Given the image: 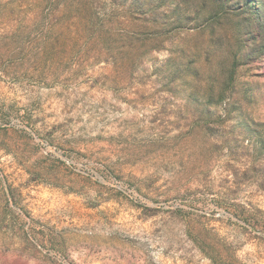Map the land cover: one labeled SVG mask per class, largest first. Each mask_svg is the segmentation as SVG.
I'll return each instance as SVG.
<instances>
[{
	"label": "rangeland",
	"instance_id": "374dc122",
	"mask_svg": "<svg viewBox=\"0 0 264 264\" xmlns=\"http://www.w3.org/2000/svg\"><path fill=\"white\" fill-rule=\"evenodd\" d=\"M40 17L74 25L52 53ZM85 17L142 37L95 42ZM211 245L264 264V0H0V264Z\"/></svg>",
	"mask_w": 264,
	"mask_h": 264
},
{
	"label": "trees",
	"instance_id": "16d2710c",
	"mask_svg": "<svg viewBox=\"0 0 264 264\" xmlns=\"http://www.w3.org/2000/svg\"><path fill=\"white\" fill-rule=\"evenodd\" d=\"M51 2H55V0H49V3ZM109 18H107V22H104L102 21V19H98L97 17H95L94 21L92 22H89L88 20H86V17L85 19L82 18L78 22V26H80L79 33L83 32V34L85 33V35L88 34L89 36H91L93 40H95V42L103 41L104 43L106 42L112 43V42L117 41V43L121 45L120 47L126 48L127 52L133 51L135 47L134 42L139 41L140 40L139 37H142V36H140L138 31H131V32L121 31L120 33H116L118 37L112 40L111 37H112V34L114 33L111 30L112 28L109 27V25L110 26L114 25L115 21L111 20L112 18L111 19ZM139 18L140 17H134L133 19H139ZM59 20L61 21L59 17H40L39 18V22L42 25V29L45 27L46 37H49L53 40L51 47L48 49V51H47V48H44V53L45 51L47 54L52 53L53 47H61V45H64L66 42L65 40L67 39L66 32H68L69 34L73 33V30L69 29V28L74 27L73 23L68 24L65 29H62L58 26ZM74 24H77V23H75L74 21ZM209 248L211 252H214L212 253V255H210V258L214 264H219L220 262H227L225 259H222L223 256H222L221 251L217 250L215 253L213 245H211ZM234 259H235L234 256L231 255L230 260H228L229 263L227 264H234Z\"/></svg>",
	"mask_w": 264,
	"mask_h": 264
}]
</instances>
